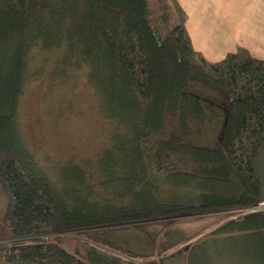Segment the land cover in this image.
<instances>
[{"label":"trees","instance_id":"16d2710c","mask_svg":"<svg viewBox=\"0 0 264 264\" xmlns=\"http://www.w3.org/2000/svg\"><path fill=\"white\" fill-rule=\"evenodd\" d=\"M170 3L153 20L148 0H0V264H143L186 248L203 264L202 231L168 230L226 212L239 215L207 227L210 240L264 264V209L248 211L264 202V60L243 47L205 59ZM82 69L109 145L58 174L30 153L21 102L44 72L54 87ZM151 222L158 233L127 247L120 232Z\"/></svg>","mask_w":264,"mask_h":264},{"label":"rangeland","instance_id":"374dc122","mask_svg":"<svg viewBox=\"0 0 264 264\" xmlns=\"http://www.w3.org/2000/svg\"><path fill=\"white\" fill-rule=\"evenodd\" d=\"M148 2L152 9L153 20L159 18V7L163 4L166 6L171 4L170 0H148ZM173 12L171 9L170 13L174 16ZM172 15L171 21L174 22ZM226 44H228L227 41L220 38L219 41H210L203 45L204 52L207 54L204 58L212 62L221 60L222 56L226 55L223 53L228 51ZM20 124L27 147L36 162L45 170L48 168L58 174L66 166L62 163L67 161L78 164L91 162L95 165L98 156L109 145L108 133L111 125L101 114L98 100L87 81L85 69L77 71L69 85L61 83L51 87L47 79V71L27 85L21 102ZM1 200L0 197V213L4 209ZM232 213H212L178 219L170 226L168 236L177 238L202 231L203 234L193 241L194 244L201 242L202 244L193 248L192 253L196 258L204 260L207 259V255L209 261L205 260L203 264H245L238 248L240 242L221 240V236L217 242L212 241L206 229L239 215L237 212ZM162 225V222L146 223L141 227V234L135 231H121L120 234L122 238L131 242L127 244V247L139 249L143 242L137 236L144 237L143 233L148 235L158 233ZM63 236L73 237V234ZM203 236L207 237L208 241L203 242ZM187 249L168 258L163 257L161 260L155 254L142 263L186 264Z\"/></svg>","mask_w":264,"mask_h":264},{"label":"crops","instance_id":"0c3cea01","mask_svg":"<svg viewBox=\"0 0 264 264\" xmlns=\"http://www.w3.org/2000/svg\"><path fill=\"white\" fill-rule=\"evenodd\" d=\"M176 1L186 13L192 46L203 56H207L203 45L223 38L228 43L223 54L243 47L264 60V0Z\"/></svg>","mask_w":264,"mask_h":264},{"label":"built area","instance_id":"2783aa9c","mask_svg":"<svg viewBox=\"0 0 264 264\" xmlns=\"http://www.w3.org/2000/svg\"><path fill=\"white\" fill-rule=\"evenodd\" d=\"M261 209H264V202L261 203L257 208H252V209H250V210H248V211L261 210Z\"/></svg>","mask_w":264,"mask_h":264}]
</instances>
